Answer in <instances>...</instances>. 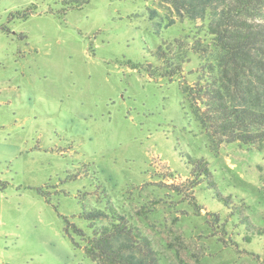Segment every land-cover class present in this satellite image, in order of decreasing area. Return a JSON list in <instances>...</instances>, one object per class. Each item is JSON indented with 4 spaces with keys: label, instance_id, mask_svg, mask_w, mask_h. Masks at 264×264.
Listing matches in <instances>:
<instances>
[{
    "label": "rangeland",
    "instance_id": "rangeland-1",
    "mask_svg": "<svg viewBox=\"0 0 264 264\" xmlns=\"http://www.w3.org/2000/svg\"><path fill=\"white\" fill-rule=\"evenodd\" d=\"M200 26L152 0H0V264H96L73 230L103 190L162 264H264V144L215 149L186 118L190 48L179 76L147 71Z\"/></svg>",
    "mask_w": 264,
    "mask_h": 264
},
{
    "label": "trees",
    "instance_id": "trees-1",
    "mask_svg": "<svg viewBox=\"0 0 264 264\" xmlns=\"http://www.w3.org/2000/svg\"><path fill=\"white\" fill-rule=\"evenodd\" d=\"M152 1L168 7L179 21L201 22V26L192 43L179 38L164 41L154 53L161 65L149 64L148 73L179 76L182 66L190 63L183 55L190 48L202 62L195 83L181 85L186 118L190 121L185 108L188 102L193 119L209 137L212 148L264 144V0ZM155 15L153 10L152 17ZM186 157L194 176L212 177L203 159ZM106 193L97 194L103 208L96 206L83 213L91 235L73 230L85 243L86 256L96 264H162L151 239ZM66 232L71 235L69 228Z\"/></svg>",
    "mask_w": 264,
    "mask_h": 264
}]
</instances>
